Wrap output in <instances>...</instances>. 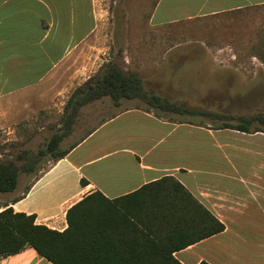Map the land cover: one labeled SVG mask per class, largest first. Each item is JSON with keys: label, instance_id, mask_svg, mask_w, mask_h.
Wrapping results in <instances>:
<instances>
[{"label": "crops", "instance_id": "obj_1", "mask_svg": "<svg viewBox=\"0 0 264 264\" xmlns=\"http://www.w3.org/2000/svg\"><path fill=\"white\" fill-rule=\"evenodd\" d=\"M259 5L264 0H155L148 20L184 22ZM93 7L89 0H0V129L60 111L106 60L111 35L106 23L97 30ZM219 126L173 121L137 107L119 109L64 149L26 191L18 176L13 191L0 192L9 195L0 211L9 204L15 212L34 214L37 224L63 231L67 209L85 196L97 191L113 200L170 176L224 226L173 251L178 262L264 264V128ZM104 211L113 216L103 226L111 246L153 245L129 235L123 221L130 210ZM0 264L53 263L25 247L0 257Z\"/></svg>", "mask_w": 264, "mask_h": 264}, {"label": "rangeland", "instance_id": "obj_2", "mask_svg": "<svg viewBox=\"0 0 264 264\" xmlns=\"http://www.w3.org/2000/svg\"><path fill=\"white\" fill-rule=\"evenodd\" d=\"M89 1L94 6L97 30H103L106 23L105 31L111 35L106 60L100 66L109 60L118 62L124 70L138 74L145 88L189 112L154 111L139 99L122 98L116 106L109 96H103L79 108L55 155L98 121L125 107L212 128L223 122L232 126L247 123L250 130L264 128V121L251 120L255 116L264 118V5L184 22L152 24L148 14L155 0ZM66 102L48 118L40 114L0 129V160H12L20 166L36 160L31 171L19 173L21 185H28L55 161L52 152L40 157L37 154L46 150L54 133L65 130ZM8 196L0 193V203Z\"/></svg>", "mask_w": 264, "mask_h": 264}, {"label": "trees", "instance_id": "obj_3", "mask_svg": "<svg viewBox=\"0 0 264 264\" xmlns=\"http://www.w3.org/2000/svg\"><path fill=\"white\" fill-rule=\"evenodd\" d=\"M103 96H109L116 106L122 98L139 99L154 111L189 112L184 106L145 88L138 74L128 72L118 62L109 60L73 90L65 104V130L54 133L46 150H40L37 156L46 152L54 154L62 138L69 133L79 108ZM156 116L161 115L156 113ZM257 119L264 121L261 116L251 118ZM246 124L232 126L223 122L219 127L248 131ZM65 154L66 150L56 152L54 160ZM35 161L28 160L20 166L12 160H0V192L13 191L19 173L31 171ZM29 187L30 184L26 185L25 191ZM120 206L130 210L129 213L138 212L124 215L127 221L123 222L128 224L129 235L136 234V241L141 239L142 243H151L152 246L138 248L132 242H127L121 248L110 245L103 226L113 216L105 213L104 209ZM66 222L67 227L58 231L35 223L34 214L15 212L6 204L0 211V257L32 247L53 264H181L173 257V251L224 228L182 184L170 176L145 184L135 192L113 200L106 199L97 191L89 194L67 209ZM138 225L142 229H138ZM144 255L156 257L144 260Z\"/></svg>", "mask_w": 264, "mask_h": 264}]
</instances>
